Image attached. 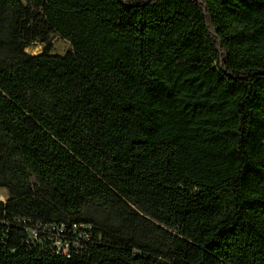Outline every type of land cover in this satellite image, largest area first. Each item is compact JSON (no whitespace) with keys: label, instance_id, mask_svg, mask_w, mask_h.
<instances>
[{"label":"trees","instance_id":"16d2710c","mask_svg":"<svg viewBox=\"0 0 264 264\" xmlns=\"http://www.w3.org/2000/svg\"><path fill=\"white\" fill-rule=\"evenodd\" d=\"M0 189V264H264V0H0Z\"/></svg>","mask_w":264,"mask_h":264},{"label":"built area","instance_id":"2783aa9c","mask_svg":"<svg viewBox=\"0 0 264 264\" xmlns=\"http://www.w3.org/2000/svg\"><path fill=\"white\" fill-rule=\"evenodd\" d=\"M0 201L5 202L4 197ZM92 226L88 224L51 223L26 230L27 242L51 247L56 253L69 255L72 249H83L91 239Z\"/></svg>","mask_w":264,"mask_h":264},{"label":"rangeland","instance_id":"374dc122","mask_svg":"<svg viewBox=\"0 0 264 264\" xmlns=\"http://www.w3.org/2000/svg\"><path fill=\"white\" fill-rule=\"evenodd\" d=\"M44 48L45 45H43L40 42H37V43H33L29 48H27L26 52L33 55H37L43 52ZM51 49L53 53L65 54L67 51L71 49V43L68 40L63 39L61 37H55L51 43ZM1 196L4 197L5 200L7 199V193L3 189H0V197Z\"/></svg>","mask_w":264,"mask_h":264}]
</instances>
